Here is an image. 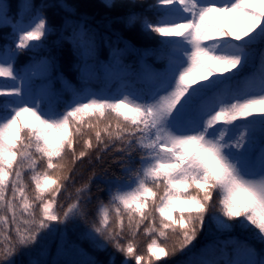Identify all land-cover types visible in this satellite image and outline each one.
Instances as JSON below:
<instances>
[{"label": "snow or ice", "instance_id": "6c2138e0", "mask_svg": "<svg viewBox=\"0 0 264 264\" xmlns=\"http://www.w3.org/2000/svg\"><path fill=\"white\" fill-rule=\"evenodd\" d=\"M148 8L154 19L129 12L126 26L139 23L144 33L179 39L158 40L143 52L166 61L162 71L141 63V71L130 73L121 57L141 50L128 41L123 49L112 48L104 71L106 78L121 81L114 91L65 82L71 93L65 100L50 82H33L36 75L47 76L54 61H29L20 69L15 63L21 52L0 49V78H6L0 80V97H12L0 100V264H17L22 255L27 259L21 264H60L42 258L57 240V255L62 254L66 226L81 220L90 227L79 239L99 250L111 244L141 264L145 256L136 253L132 240L122 242L125 218L133 236L143 224L146 235L167 240L171 230L178 241L169 250L153 237L147 264L185 249L178 264H221L193 245L206 214L209 234L241 233L242 238L215 242L230 245L235 254L223 264H264V0H155ZM51 31L43 15L21 21L12 34L15 49L36 53L44 45L31 42L43 41ZM72 43L86 83L96 34L77 24ZM257 54L259 72L241 82ZM233 69L239 71L223 75ZM94 147L97 160L102 153H119L113 159L121 171L106 181L109 199H97L93 216L90 185L76 187L73 195L65 183L72 177L64 170L69 153L75 164ZM62 191L67 204L57 200ZM152 206L158 226L154 216L144 224Z\"/></svg>", "mask_w": 264, "mask_h": 264}, {"label": "trees", "instance_id": "16d2710c", "mask_svg": "<svg viewBox=\"0 0 264 264\" xmlns=\"http://www.w3.org/2000/svg\"><path fill=\"white\" fill-rule=\"evenodd\" d=\"M25 0H0V49L7 48V43L14 45V40L10 39L7 34H13L14 29L21 21L30 22L35 15H43L47 18L48 23L52 26V31L43 41H35L36 44L43 43V48L36 53L28 52L29 61L33 60H51L54 61V67L50 69L47 78H34V84L39 81L42 83H51V87L63 94V98H68L70 92L65 90V82L74 88L87 87L92 91H107L119 88L121 81L119 79L106 78L104 68L111 61L112 48H124L123 41H128L133 48L141 50L138 55L136 52H125L121 57V63L127 66V71L130 73H138L141 71V63L150 68L162 71L166 61L158 59L156 54L149 53L143 55L145 50L154 49L156 41L161 39H179L160 37L158 34H147L142 32L139 23L132 27L126 26V17L129 12L143 14L149 19L155 18V12L148 8L149 5L154 4L155 0H112L115 7H106L102 0H34V12L29 13L24 9ZM134 4L135 7L129 8L125 5ZM159 7H164L160 5ZM83 23L87 28H90L96 34V52L93 59L88 63L92 68V75L86 83L80 79L79 66L82 61L76 54V50L72 43L73 27L77 24ZM34 43V42H31ZM35 44V43H34ZM111 46V47H110ZM23 59V58H22ZM17 59L16 61H22ZM23 62V61H22ZM239 69H233L232 72L224 73V76H231ZM259 72V57L248 67H245L241 73L240 81L249 78L250 76ZM44 79V80H42ZM134 79V77H130ZM63 81V82H62ZM203 83V81H202ZM4 100V98H0ZM252 119V118H251ZM94 139V138H93ZM81 150V142L76 143L77 153ZM97 149L94 147L89 151V154L83 160H77L75 164L72 163L71 153L68 154L66 160V168L64 174L71 175V181H65L69 184L68 192L75 193V188L82 184L88 183L91 188L92 203L90 204L96 210L97 199L107 203L109 199L108 191L106 190V181L120 175V168L118 167V160L113 157H118L119 153L109 152L108 154H101V158L97 160ZM71 170V171H69ZM100 184V185H98ZM162 194L163 189L159 190ZM29 195H33L32 192ZM107 199V201L103 199ZM58 202L67 204L69 201L65 199V193L62 191L57 197ZM154 206L149 208V220L144 224H148L152 217H156V224L159 225L158 213L153 211ZM179 212V209H177ZM95 214V213H94ZM208 214L205 215V227L198 232L196 240L193 241L196 250L202 254L205 259L216 260L223 264V261L234 259L235 254L231 246L217 245L215 242L227 241L232 237H241L239 229L232 232L213 233L208 232ZM92 219V218H91ZM90 219V221H91ZM84 223V222H83ZM87 230H89L90 224ZM179 231V230H177ZM124 241L132 240L135 245L136 253L145 256V260L141 264H147V245L153 237L158 238L157 233L146 235L144 232V225L142 224L139 231L132 232L127 229V219L125 218V232ZM80 234H74L70 230L67 232V242L73 246L80 248L83 253L82 259L68 261L60 264H84L89 260H94L97 264H109L110 258H114L115 264H123L126 259L129 264H135L134 257H125L123 253L117 252L111 244H108L104 250L96 249L89 241L79 239ZM242 238V237H241ZM58 242V240H57ZM57 242L51 243L50 255L43 257L52 261L57 249ZM161 244H167L169 250L178 243L175 235L168 230L167 240L158 238ZM257 251L261 246L253 242ZM192 245H189L191 248ZM188 249L184 250L187 253ZM184 253L177 252L175 255H169L159 261L153 260L152 264H178L179 261L185 258ZM27 257H17V264L26 261Z\"/></svg>", "mask_w": 264, "mask_h": 264}, {"label": "rangeland", "instance_id": "374dc122", "mask_svg": "<svg viewBox=\"0 0 264 264\" xmlns=\"http://www.w3.org/2000/svg\"><path fill=\"white\" fill-rule=\"evenodd\" d=\"M70 252H72V249H71V248H70ZM62 255H63V256H66V255H67V252H66V251L63 252Z\"/></svg>", "mask_w": 264, "mask_h": 264}]
</instances>
